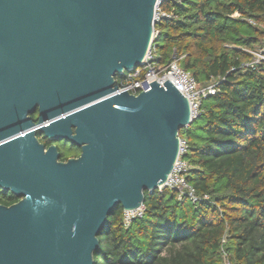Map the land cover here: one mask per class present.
Segmentation results:
<instances>
[{"label":"water","instance_id":"1","mask_svg":"<svg viewBox=\"0 0 264 264\" xmlns=\"http://www.w3.org/2000/svg\"><path fill=\"white\" fill-rule=\"evenodd\" d=\"M156 1L0 0V190L21 198L0 204V264H95L112 210L167 181L188 100L115 82L143 63ZM36 130L80 155L60 162Z\"/></svg>","mask_w":264,"mask_h":264},{"label":"trees","instance_id":"2","mask_svg":"<svg viewBox=\"0 0 264 264\" xmlns=\"http://www.w3.org/2000/svg\"><path fill=\"white\" fill-rule=\"evenodd\" d=\"M161 9L173 18L154 26L156 63L175 54L197 83L224 79L179 132L186 180L201 200L145 192L144 216L128 228L118 205L100 231L95 264H221L222 252L231 264H264V63L239 68L252 59L246 50L264 43V0H164ZM12 203V195L0 199Z\"/></svg>","mask_w":264,"mask_h":264},{"label":"built area","instance_id":"3","mask_svg":"<svg viewBox=\"0 0 264 264\" xmlns=\"http://www.w3.org/2000/svg\"><path fill=\"white\" fill-rule=\"evenodd\" d=\"M164 0H157L154 13H153V24L155 26L161 20L172 19L173 15L161 9V5ZM233 17H238V14H234ZM246 22L252 26L257 27L256 23L250 19ZM153 26V40L158 37V33L155 31ZM252 59L250 62L242 64L240 69H254L260 64L264 63V43L262 47L255 48L254 50H246ZM156 57L154 55V50L152 45L143 61V63L134 68L131 72H127L126 77L121 80L123 82H115L119 85V92L127 91L131 94L137 95L139 92H146L151 89L150 83L156 82L157 84L164 87L163 83L167 80L169 83L184 97L188 100L190 106V117L193 121L202 114V102L204 99L214 96L217 92V82H210L207 85H201L197 83L193 77L181 69L178 64L179 58L174 54L171 61L165 65H159L155 61ZM235 68H231V71H235ZM124 72L122 75H124ZM143 76L141 77V74ZM121 75V76H122ZM187 150V142L180 138L179 153L176 163L173 169L162 187L157 188L153 191H148V194L154 191L162 192L164 189L172 190L177 192V200L188 199L192 205H196L201 198H199L192 186H190L186 180L187 173L189 171L188 163L183 159V155ZM207 200V197H203ZM202 199V200H203ZM145 207L142 204L139 208L132 211H123L122 222L125 228H128L135 219H140L144 216ZM222 262L221 264H231L227 255L222 252Z\"/></svg>","mask_w":264,"mask_h":264},{"label":"flooded vegetation","instance_id":"4","mask_svg":"<svg viewBox=\"0 0 264 264\" xmlns=\"http://www.w3.org/2000/svg\"><path fill=\"white\" fill-rule=\"evenodd\" d=\"M33 122H36L38 119V111L36 110L33 114L29 115ZM35 138L37 139L38 143L43 146L44 151L46 152L50 147H55L58 153V160L60 162H66L68 159L77 158L80 155V148L66 142L64 140H54L46 137L43 132L36 130ZM12 195L8 192H3L0 190V199L4 198L5 196ZM13 196V203L18 202L21 198H18L14 195Z\"/></svg>","mask_w":264,"mask_h":264},{"label":"rangeland","instance_id":"5","mask_svg":"<svg viewBox=\"0 0 264 264\" xmlns=\"http://www.w3.org/2000/svg\"><path fill=\"white\" fill-rule=\"evenodd\" d=\"M185 128H183L182 130H184Z\"/></svg>","mask_w":264,"mask_h":264},{"label":"bare ground","instance_id":"6","mask_svg":"<svg viewBox=\"0 0 264 264\" xmlns=\"http://www.w3.org/2000/svg\"><path fill=\"white\" fill-rule=\"evenodd\" d=\"M116 78V77H115ZM147 193V192H146Z\"/></svg>","mask_w":264,"mask_h":264}]
</instances>
